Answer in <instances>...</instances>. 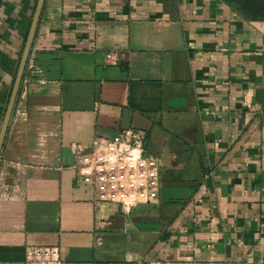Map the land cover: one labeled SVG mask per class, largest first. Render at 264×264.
I'll return each instance as SVG.
<instances>
[{
    "label": "crops",
    "instance_id": "obj_1",
    "mask_svg": "<svg viewBox=\"0 0 264 264\" xmlns=\"http://www.w3.org/2000/svg\"><path fill=\"white\" fill-rule=\"evenodd\" d=\"M36 3L0 0V128ZM126 128L160 160L154 202L75 184L71 144ZM32 245L73 264H264V21L226 0H46L0 154V264Z\"/></svg>",
    "mask_w": 264,
    "mask_h": 264
},
{
    "label": "built area",
    "instance_id": "obj_2",
    "mask_svg": "<svg viewBox=\"0 0 264 264\" xmlns=\"http://www.w3.org/2000/svg\"><path fill=\"white\" fill-rule=\"evenodd\" d=\"M146 144L147 131L141 128H126L112 137L98 136L91 145L73 142L75 184L91 186L96 200L122 207L154 202L159 196L160 160L148 153ZM25 264L73 263L62 258L59 246L32 245L26 248Z\"/></svg>",
    "mask_w": 264,
    "mask_h": 264
},
{
    "label": "water",
    "instance_id": "obj_3",
    "mask_svg": "<svg viewBox=\"0 0 264 264\" xmlns=\"http://www.w3.org/2000/svg\"><path fill=\"white\" fill-rule=\"evenodd\" d=\"M46 0H37L35 10L31 19L30 27L26 36V40L21 51L17 71L15 74L14 83L8 100L7 108L3 118V122L0 128V154L4 145V141L7 135L9 124L12 118V114L16 105L17 98L20 93L22 82L24 79L25 71L29 62L32 47L37 34L38 26L41 21L43 10L45 7Z\"/></svg>",
    "mask_w": 264,
    "mask_h": 264
},
{
    "label": "trees",
    "instance_id": "obj_4",
    "mask_svg": "<svg viewBox=\"0 0 264 264\" xmlns=\"http://www.w3.org/2000/svg\"><path fill=\"white\" fill-rule=\"evenodd\" d=\"M233 5L244 18L264 21V0H226Z\"/></svg>",
    "mask_w": 264,
    "mask_h": 264
}]
</instances>
